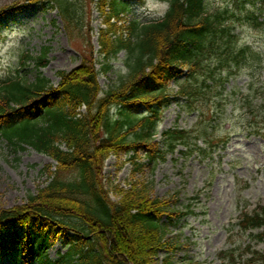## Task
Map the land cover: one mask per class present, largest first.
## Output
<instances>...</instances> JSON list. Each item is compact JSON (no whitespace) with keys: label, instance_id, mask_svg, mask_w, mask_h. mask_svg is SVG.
I'll use <instances>...</instances> for the list:
<instances>
[{"label":"trees","instance_id":"trees-1","mask_svg":"<svg viewBox=\"0 0 264 264\" xmlns=\"http://www.w3.org/2000/svg\"><path fill=\"white\" fill-rule=\"evenodd\" d=\"M131 1L145 0H85L84 6L77 0H32L45 10H58L69 32L89 25L88 6L95 4L105 26L98 39L99 54L108 62L102 71H109L110 61L125 51L129 73L104 92L98 81L101 71L88 59L72 71L59 72L60 81L54 85L39 72L49 64L45 48L38 58L21 59V68L35 61V80L18 70L0 85L2 138L14 152L32 147L57 163L55 170L44 168L46 185L29 194L24 204L0 211V233L15 230L9 242L13 260L20 256L25 264H176L179 236L172 227L195 214L200 194L182 201L176 192L162 199L154 196L151 184L139 181L110 191L103 182L105 162L142 151L156 161L176 152L210 158L226 149L229 140L219 135L224 122H210L206 96L220 101L231 70L261 54L240 47L226 23L232 16L213 10L207 0H165L170 7L162 21L119 24L130 12ZM248 20L254 28H264V9L250 13ZM170 81L178 83L177 91ZM249 89L256 96L243 99L244 115L250 117L252 133L264 139V85ZM173 101H182L185 112H198V120L189 130L164 132L160 147L158 122L162 109ZM228 231L230 248L220 253L221 264H264V248H256L264 244L263 206L241 212ZM237 233L248 235L247 244L234 240ZM59 239L67 251L51 259L48 250Z\"/></svg>","mask_w":264,"mask_h":264},{"label":"rangeland","instance_id":"rangeland-1","mask_svg":"<svg viewBox=\"0 0 264 264\" xmlns=\"http://www.w3.org/2000/svg\"><path fill=\"white\" fill-rule=\"evenodd\" d=\"M77 2L81 4L77 3L79 6L85 4V0ZM207 2L213 10L227 11L232 16L226 23L237 34L240 47H252L262 53L264 60V29H255L247 20V14L264 8L263 0ZM11 6H16L14 12L5 10L2 13ZM142 10L146 12L147 20H156L164 16L168 6L158 1H148ZM131 17L136 16L132 14ZM54 20L57 21L56 26ZM102 23L103 18L94 4L88 6L86 25H89L82 30L69 32L58 11L44 12L42 6L30 0H0V82L17 74V69H21L23 54L30 53L37 58L47 47L50 49L49 64L39 72L55 84L59 82L60 71H70L86 58L98 62L102 90H109L118 84L121 77L128 75L126 62L129 54L122 51L117 59L110 61L111 69L102 71V66L108 63L98 54V32L104 28ZM254 60L242 61L239 67L231 70L220 101L211 94L206 96L210 122L213 118H217V124L224 122L219 135L228 138L226 149L217 150L210 158L177 152L169 155L165 161L156 162L141 152L134 158L126 154L112 156L106 162L103 182L110 191L115 186L128 187L132 182L139 181L151 184L154 196L159 198H166L181 190L183 201L201 192L202 203L196 207V213L172 227L173 234L179 236L174 255L176 264H220L219 254L230 248L229 225L237 222L242 210L252 211L259 205L264 206V139L252 134L248 126L250 117L244 115L246 100L243 99L256 96L249 89L250 86L259 88L264 85V63L259 65ZM222 69L225 67L219 68ZM39 72L31 61L21 74L35 80ZM185 73L179 79H183ZM177 85L176 81H170V87L175 91ZM230 92L235 95L230 97ZM182 104V101H174L162 109L157 142L162 141L161 134L168 129H191L195 125L198 113L182 111ZM51 164L56 163L31 148L16 154L0 137V211L22 205L29 194H35L39 186H45L47 176L43 170ZM111 198L118 199L113 192ZM247 239L248 235L238 234L235 237L238 244H247ZM4 240L5 236L1 239L2 244ZM61 248L64 249L60 241L49 251V256L57 258ZM256 248L263 250L264 244L256 245ZM2 256L0 264H14L4 254Z\"/></svg>","mask_w":264,"mask_h":264}]
</instances>
